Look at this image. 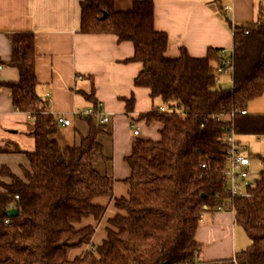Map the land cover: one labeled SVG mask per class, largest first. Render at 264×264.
<instances>
[{
	"label": "trees",
	"instance_id": "16d2710c",
	"mask_svg": "<svg viewBox=\"0 0 264 264\" xmlns=\"http://www.w3.org/2000/svg\"><path fill=\"white\" fill-rule=\"evenodd\" d=\"M264 1V0H263ZM107 13V15H105ZM153 0H135L129 10H117L114 0L82 2L83 32H107L134 43L130 60L142 70L135 84L150 88L162 101L142 114L162 123L160 138L140 137L126 157L131 174L127 197H116L121 212L109 219L107 237L75 258L70 252L92 243L96 223L107 205L100 196L114 198V178L96 162L106 158L98 135L104 130L96 114L85 115L90 131L79 145H62L54 134L60 123L38 93L36 47L33 32L13 36L10 65L19 69L17 81H0L12 89L15 107L33 120L28 133L33 149L18 145L0 150L24 152L30 168L24 178L9 166L0 167V264H264V170L245 194L225 187L222 171L227 153L225 126L213 114L233 109L239 135H264V112L251 113L249 103L264 94V4L256 20L235 24L233 85L223 86L216 66L220 50L210 47L204 56L186 47L177 56L167 53L169 35L155 23ZM249 32H245L244 28ZM96 111L100 102L85 93ZM133 108L135 97L125 98ZM205 164V165H203ZM220 205L233 208L235 220L250 237L247 248L233 257L199 259L203 243L196 238L204 212ZM16 207L18 215L7 211Z\"/></svg>",
	"mask_w": 264,
	"mask_h": 264
},
{
	"label": "crops",
	"instance_id": "0c3cea01",
	"mask_svg": "<svg viewBox=\"0 0 264 264\" xmlns=\"http://www.w3.org/2000/svg\"><path fill=\"white\" fill-rule=\"evenodd\" d=\"M83 1L0 0V81L19 79V69L9 64L13 36L18 32H33L37 91L57 118L64 115L72 120L71 125L60 124L54 134L60 144L79 145L90 131L88 120L74 113L76 108L93 106L85 93H93L103 112L110 115L98 135L106 158L97 161L96 166L114 178L115 196L97 199L98 203L107 205L106 213L96 224L92 243L73 249L71 258L101 244L107 237L109 219L121 212L115 198L127 197L130 189L125 180L131 174L126 157L131 154L136 139H158L161 135L162 123L141 115L163 106L159 98H152L150 88L135 84L143 64L129 59L135 53L132 41L120 40L114 33L81 30ZM134 1L114 0V5L117 10H129ZM153 1L156 27L169 35L167 53L170 56L179 55L182 47L194 56L206 55L210 47L233 48V26L256 20L259 6L264 4L263 0ZM132 96L135 101L129 109L125 98ZM32 120L27 112L15 107L12 89L0 84V147L16 144L33 149L35 139L28 133ZM135 128L140 129L139 134L134 133ZM2 165L24 178L23 167L30 168V161L24 152L0 150ZM2 178L11 181L8 176ZM94 222L91 217L83 224ZM196 238L203 243L199 259L204 261L233 257L251 242L230 208L204 212Z\"/></svg>",
	"mask_w": 264,
	"mask_h": 264
},
{
	"label": "built area",
	"instance_id": "2783aa9c",
	"mask_svg": "<svg viewBox=\"0 0 264 264\" xmlns=\"http://www.w3.org/2000/svg\"><path fill=\"white\" fill-rule=\"evenodd\" d=\"M229 6H225V9H228ZM233 30L235 31V26H233ZM245 32H249V29L246 27L244 28ZM233 48H221L220 56L221 61L216 66V72L223 76L225 73H232L233 72V60H234V53ZM2 66V64H0ZM81 78V76H78ZM221 81V79L219 80ZM160 110H164V106L159 107ZM240 112L241 114H246V109H233L231 111H222L212 115L213 119L216 120H231V122L227 123L225 126L226 133L224 136V143L226 146V153H227V160L226 164L222 171V178L225 182V187L231 192L234 196L241 194L242 187L240 182H247V186L251 184L250 182V175H251V165L253 164L251 157L249 154V147L247 142L243 141L235 129L234 125V117L236 113ZM74 113L79 116H85L89 114H96L97 119L102 122H108L110 120V115L103 112L100 108L98 111L94 109L93 106H89L86 109H75ZM30 116V114L28 113ZM58 121L63 126L71 125L72 120L69 117L61 115L58 117ZM135 134L140 133L139 128H135ZM252 137L256 141H260L261 136L260 134H251ZM261 166L262 170H264V155L261 156ZM205 165V164H203ZM219 210L225 209V206L220 205L218 207ZM233 210V208H231Z\"/></svg>",
	"mask_w": 264,
	"mask_h": 264
},
{
	"label": "rangeland",
	"instance_id": "374dc122",
	"mask_svg": "<svg viewBox=\"0 0 264 264\" xmlns=\"http://www.w3.org/2000/svg\"><path fill=\"white\" fill-rule=\"evenodd\" d=\"M221 81H222V84L224 87H226V88L231 87L233 85L232 74L230 72L225 73L223 76H221ZM248 110L251 113L264 112V94L262 96H259L256 99L252 100L248 105ZM241 139L243 141H246L248 144V147H249V154L248 155L251 157L252 162H253V164L251 165V175H250L249 180H250L251 184H253L255 179L260 176V173L262 171V166H261L260 162H261V156L264 155V135L261 136L260 141H256L254 139V137H252L251 135L243 136V137H241ZM2 177L3 176H1L0 178L2 180H4V178H2ZM240 184L242 187V191L240 193L241 194L247 193L248 192L247 182L241 181ZM128 195H129V193H128ZM100 197H103V196H100ZM217 210H219V209H217ZM105 213H106V211H105ZM105 213H104V215H105ZM104 215H103V217H104ZM94 223L97 224V222H94ZM108 225H109V222H108Z\"/></svg>",
	"mask_w": 264,
	"mask_h": 264
},
{
	"label": "water",
	"instance_id": "95a60500",
	"mask_svg": "<svg viewBox=\"0 0 264 264\" xmlns=\"http://www.w3.org/2000/svg\"><path fill=\"white\" fill-rule=\"evenodd\" d=\"M105 15H107V13H105ZM18 213H19V210H18L16 207L10 208V209L7 211V214H8L9 216L18 215Z\"/></svg>",
	"mask_w": 264,
	"mask_h": 264
}]
</instances>
